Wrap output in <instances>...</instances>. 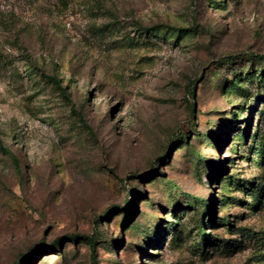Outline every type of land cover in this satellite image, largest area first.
I'll use <instances>...</instances> for the list:
<instances>
[{"label": "rangeland", "instance_id": "obj_1", "mask_svg": "<svg viewBox=\"0 0 264 264\" xmlns=\"http://www.w3.org/2000/svg\"><path fill=\"white\" fill-rule=\"evenodd\" d=\"M262 57L264 0H0V264H264Z\"/></svg>", "mask_w": 264, "mask_h": 264}, {"label": "trees", "instance_id": "obj_2", "mask_svg": "<svg viewBox=\"0 0 264 264\" xmlns=\"http://www.w3.org/2000/svg\"><path fill=\"white\" fill-rule=\"evenodd\" d=\"M196 25H192L191 27H187V28H170L171 31L178 33V34H188V33H193L196 29ZM260 60H263L264 57L259 58ZM262 75V78H264V70H262V73L260 74ZM42 77L46 78L47 80H49L51 83H53L61 92H64L58 79L55 76H46V75H42ZM252 78V76L248 75L247 79ZM232 86L234 87V89H237L238 86L236 85V83H232ZM193 91L192 90L190 93L192 96L193 95ZM261 97H264V95H261ZM239 110V109H238ZM194 125L193 124H188L185 125L186 131L190 133V130L192 129ZM196 132V136L201 138L203 136L202 133L198 132V131H194ZM259 133L256 131L253 135V141H252V151H254L253 153L259 157L260 159L264 160V139H262V137H260L258 135ZM244 135L246 136V133H244ZM186 145L190 146L189 144V139L186 137ZM209 140V138H208ZM210 142V141H209ZM181 145H179L178 148H180ZM6 154L8 155H12L10 151L5 150L4 151ZM191 152V159L194 161V167L197 169L198 173H200V170L203 168V166H205V163H209L206 161V159L203 157V155L201 154L200 151H193L190 150ZM165 159H168V154L167 153H162L159 155L158 157V162L159 163H164ZM225 182L229 185V186H236L237 188H239V190H241V192L247 196H249L250 198H253V200L258 204H261L264 202V183L263 181H260L257 185L254 184V181L252 180L251 182L249 181H239L238 178L232 176H228L225 177ZM173 189H171V195L175 194L173 193ZM193 207L194 210H197L199 207L203 208V211L197 216L196 218V231L198 232L199 235V240L197 243V246L199 249L203 250V248L205 246H207L208 244L214 243V242H219L221 239L217 238L216 236H211V235H204V231L206 229V224L204 222V216H208V218H211V206H207L203 200L201 199H193ZM246 204V203H245ZM255 206H251L252 209H254ZM123 209H125V207H123ZM130 215V210H127V215L126 217L123 219L124 221H122L121 225L126 222V220L129 218ZM210 221L212 220L209 219ZM224 223V226L230 227V224L228 223V221L226 220H222ZM246 230V229H244ZM248 235L251 236L250 238L252 239V241L254 242V244L256 245H260L262 247L261 250H264V231H260V232H248ZM78 237L75 236L73 237V240L77 239ZM86 241L88 242V244L90 245L91 249L94 250V244L95 241L92 240V238H86ZM55 246V245H54ZM14 264H19L18 262L14 263Z\"/></svg>", "mask_w": 264, "mask_h": 264}]
</instances>
